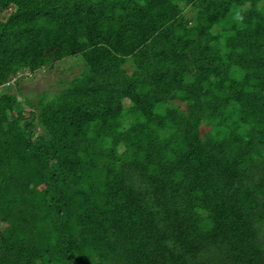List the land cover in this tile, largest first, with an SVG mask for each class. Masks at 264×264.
<instances>
[{
    "label": "trees",
    "instance_id": "1",
    "mask_svg": "<svg viewBox=\"0 0 264 264\" xmlns=\"http://www.w3.org/2000/svg\"><path fill=\"white\" fill-rule=\"evenodd\" d=\"M0 264H264V0H0Z\"/></svg>",
    "mask_w": 264,
    "mask_h": 264
},
{
    "label": "rangeland",
    "instance_id": "2",
    "mask_svg": "<svg viewBox=\"0 0 264 264\" xmlns=\"http://www.w3.org/2000/svg\"><path fill=\"white\" fill-rule=\"evenodd\" d=\"M72 59V58H70ZM59 77L57 74L53 73L52 75H48L47 73L45 75L40 76V80L32 82V78H25L23 82V86L29 91V90H35V92L40 91L41 89H49L50 93L56 91L58 88L55 86L56 80ZM32 82V83H31ZM53 84V85H52ZM52 85V86H51Z\"/></svg>",
    "mask_w": 264,
    "mask_h": 264
}]
</instances>
